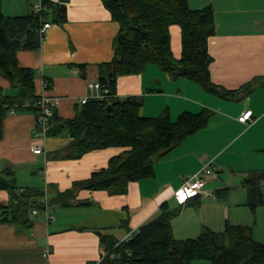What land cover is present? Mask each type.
Masks as SVG:
<instances>
[{
	"label": "crops",
	"instance_id": "0c3cea01",
	"mask_svg": "<svg viewBox=\"0 0 264 264\" xmlns=\"http://www.w3.org/2000/svg\"><path fill=\"white\" fill-rule=\"evenodd\" d=\"M51 1L65 6L66 20L50 24L41 48L20 52L18 62L35 71L37 95L42 94L44 83L49 84L47 94L58 99V117L75 119L81 100L97 95L90 84L99 82L102 66L113 61L120 26L102 0ZM188 2L194 10L210 6L214 11L216 34L208 43L212 82L227 91L247 92L240 99H224L183 77L173 79L154 65L140 74L120 77L118 98L140 99L142 116L168 115L176 122L185 112L211 111L207 127L156 160L154 176L130 182L121 195L75 188V184L107 168L125 148L65 159L60 152L73 142L72 137H44L33 110H12L3 122L0 175L10 170L18 190L47 191L49 200L68 190H73V197H66L68 206L49 205L54 217L50 221L43 213L32 214L28 231L0 220V264H99L107 253L102 237L126 241L158 216L165 204L180 210L172 221L177 239L197 238L206 228L221 232L214 226L217 222L224 229L228 223L251 226L255 240L264 244V202L256 207L248 204L249 178L257 181L264 199V0ZM14 5L13 12L3 14L33 11V0H18ZM170 39L174 56L180 59L179 26L170 28ZM0 87L16 94L1 74ZM248 110L253 111L251 125L241 120ZM34 145L42 146L41 155L34 154ZM209 164L217 169L206 176L200 196L180 203L175 192ZM9 201V192L0 190V205Z\"/></svg>",
	"mask_w": 264,
	"mask_h": 264
},
{
	"label": "trees",
	"instance_id": "16d2710c",
	"mask_svg": "<svg viewBox=\"0 0 264 264\" xmlns=\"http://www.w3.org/2000/svg\"><path fill=\"white\" fill-rule=\"evenodd\" d=\"M120 29L114 39L115 56L102 66L100 82L110 90L103 100L91 99L82 105L75 119H62L57 111L47 137L68 135L73 142L60 155L65 159H80L86 153L110 147L126 150L112 158L107 168L100 170L75 188L104 190L112 195L125 194L130 182L154 176V162L175 149L187 137L208 126L211 111L183 113L176 122L168 115H140L142 101L117 96L118 79L140 74L149 66H157L173 79L183 77L199 84L206 92L224 99H240L246 90L227 91L212 82L209 39L216 34L213 8L192 9L188 0H102ZM34 4V1H33ZM42 15L34 10L30 15H0V74L7 79L16 94L9 95L0 87V140L4 119L21 108L35 106V71L19 66L18 54L38 51L44 39L45 23H63L65 6L43 0ZM33 7V5H32ZM182 30V56L176 59L171 46L170 28ZM113 77L109 79V75ZM38 129L41 131L40 126ZM248 204L256 207L264 199L254 178L248 179ZM0 190L10 194L7 205H0V220L16 224L28 231L33 223L34 209H44L43 191L18 190L10 170L0 175ZM73 190L49 200L70 205ZM180 210L163 205L158 216L144 224L129 241L114 242L102 237L107 256L99 264H264V244L255 240L253 227L226 224L223 231L206 228L197 238L177 239L172 225Z\"/></svg>",
	"mask_w": 264,
	"mask_h": 264
},
{
	"label": "built area",
	"instance_id": "2783aa9c",
	"mask_svg": "<svg viewBox=\"0 0 264 264\" xmlns=\"http://www.w3.org/2000/svg\"><path fill=\"white\" fill-rule=\"evenodd\" d=\"M33 10L36 14L42 15L44 11V4L43 0H33ZM50 26V23H45L44 27L42 29V32L45 31ZM42 74V72H41ZM90 88L92 90L97 91L96 96L91 97H85L81 100V104H87L91 99L96 100H103L106 98L107 95H109L110 90L107 86L103 85L100 81L94 82L93 84H90ZM43 91L42 94H40L39 99L37 103L35 104L36 107L39 108L40 114L37 118V125L40 126L41 132L44 137H47V132L52 127V121L54 118V115L58 109V99L52 98L47 94L48 90L50 89L49 84L44 83L42 87ZM13 114V113H12ZM242 122L251 125L254 122L253 118V111L248 110L246 111L243 116L241 117ZM32 150L34 154L41 155L43 153V148L41 145H34L32 147ZM217 168L213 167L211 164L205 166L202 168L198 173H196L191 180L185 182L176 192H175V198L180 203H186L188 200L196 198L200 196L202 193L203 187L206 183V176L214 172ZM42 202L45 203V208L40 209H34L33 214L37 215L39 213H43L46 215L47 220L50 221L54 219L52 215L49 214V206H48V194L46 191V194L42 198ZM133 238V236H130L126 239V241H129Z\"/></svg>",
	"mask_w": 264,
	"mask_h": 264
},
{
	"label": "rangeland",
	"instance_id": "374dc122",
	"mask_svg": "<svg viewBox=\"0 0 264 264\" xmlns=\"http://www.w3.org/2000/svg\"><path fill=\"white\" fill-rule=\"evenodd\" d=\"M18 0H0V15L1 14H5V13H11L13 12L15 5L14 3L17 2ZM28 1V0H26ZM17 5V4H16ZM17 10V7H16ZM2 11V12H1ZM217 222H215L214 226L217 227L219 229V231H223L224 230V226L223 225H218L216 224ZM107 256V253L106 255ZM195 264H209L208 262H196Z\"/></svg>",
	"mask_w": 264,
	"mask_h": 264
},
{
	"label": "water",
	"instance_id": "95a60500",
	"mask_svg": "<svg viewBox=\"0 0 264 264\" xmlns=\"http://www.w3.org/2000/svg\"><path fill=\"white\" fill-rule=\"evenodd\" d=\"M112 77H113V74H110V75H109V79H111Z\"/></svg>",
	"mask_w": 264,
	"mask_h": 264
}]
</instances>
